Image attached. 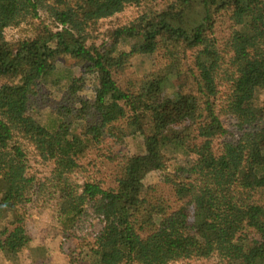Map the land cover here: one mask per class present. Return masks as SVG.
Masks as SVG:
<instances>
[{"label":"trees","instance_id":"1","mask_svg":"<svg viewBox=\"0 0 264 264\" xmlns=\"http://www.w3.org/2000/svg\"><path fill=\"white\" fill-rule=\"evenodd\" d=\"M156 1L0 0V218L11 214L0 231L6 263L19 262L13 242L25 233L36 186L31 148L53 164L49 183L66 200V218L102 203V228L82 264H174L190 259L194 247L219 264H264V0H165L161 9ZM127 6L144 10L112 30L110 43L88 45L94 27ZM21 26L28 33L7 40L5 31ZM121 44L131 56L162 53L166 66L124 89ZM63 57L92 77L93 96L78 98L80 79L72 78L68 105L50 128L29 106ZM172 75L178 85L169 95ZM223 116L236 120L240 136L218 144L229 135ZM184 124L197 140L182 136ZM127 128L141 129L145 144L117 159L116 188L74 182L91 149ZM179 157L195 159L183 165ZM167 171L173 201L144 188L151 173ZM233 189L250 191L254 201L231 202Z\"/></svg>","mask_w":264,"mask_h":264},{"label":"rangeland","instance_id":"2","mask_svg":"<svg viewBox=\"0 0 264 264\" xmlns=\"http://www.w3.org/2000/svg\"><path fill=\"white\" fill-rule=\"evenodd\" d=\"M157 8L164 5L165 0H157ZM143 7L127 6L121 13L111 18L101 20L90 32L88 45L103 46L110 43L109 35L112 30L133 22L142 12ZM220 25L221 37L227 35L229 25ZM222 26H225L221 28ZM221 28V29H220ZM28 33L26 26L10 28L5 31L7 40L14 41L24 37ZM117 56L121 57L124 70L119 74V84L126 88L128 81L141 80L148 74L157 72L166 66V59L162 53L153 55L129 54L126 45H120ZM80 79L81 89L77 97L91 98L92 77L85 74L82 67L70 57H63L57 62V70L47 82H44L37 93L31 98L29 113L42 125L54 128L57 125L58 111L68 105L70 99L69 81ZM178 81L174 75L170 76L167 92L170 95L177 89ZM264 98V93H261ZM223 101V100H221ZM77 105V104H76ZM222 121L229 131V135L222 138L218 144L236 141L239 131L236 120L231 116H223ZM182 136L195 141L197 133L192 126L184 124L179 127ZM145 144L141 129L127 128L125 135L118 139L106 137L104 142L93 147L87 157L80 162L79 171L73 176L74 182L81 185L84 181L98 183L104 189H114L120 177V167L117 159L134 153H140ZM30 174L36 179L31 202L25 209V233L18 238L13 245L19 249L18 264H71L86 263V245L93 242L102 228L101 202H92L83 207L78 215H66L62 213L65 199L60 198V193L51 188L49 178L53 170L51 162H43L30 148ZM195 158L179 157L177 162L186 165ZM169 173L153 172L144 181V188L152 193H158L173 201L171 189L164 182ZM228 199L235 204H245L254 201L250 191L233 189L228 194ZM189 209V221L193 224L195 217L194 199L189 197L184 200ZM11 220V214L6 213L0 218V231ZM192 233H190V236ZM0 264L6 263L0 252ZM174 264H219L215 254L202 256L196 247L192 248L191 258Z\"/></svg>","mask_w":264,"mask_h":264}]
</instances>
